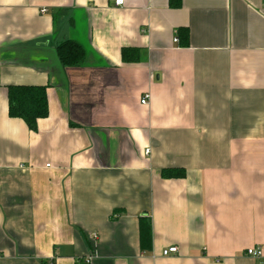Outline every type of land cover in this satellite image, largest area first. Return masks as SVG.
<instances>
[{"label":"crops","instance_id":"crops-1","mask_svg":"<svg viewBox=\"0 0 264 264\" xmlns=\"http://www.w3.org/2000/svg\"><path fill=\"white\" fill-rule=\"evenodd\" d=\"M65 40L82 64H59ZM9 86L46 87L36 132L8 115ZM252 247L264 255L263 0H0V264H261Z\"/></svg>","mask_w":264,"mask_h":264},{"label":"trees","instance_id":"trees-1","mask_svg":"<svg viewBox=\"0 0 264 264\" xmlns=\"http://www.w3.org/2000/svg\"><path fill=\"white\" fill-rule=\"evenodd\" d=\"M264 5V0H263ZM176 38L181 47L188 46V31L185 28L176 30ZM132 49L124 48L121 58L124 63L135 62ZM55 54L62 67H74L82 64L86 59L83 48L73 40H65L58 44ZM8 115L24 122L31 132H36L39 120L48 116V101L46 87L43 86H9L7 88ZM165 179L183 178L182 169H165L161 172ZM140 244L142 249L151 245L150 226L144 221H139Z\"/></svg>","mask_w":264,"mask_h":264},{"label":"built area","instance_id":"built-area-1","mask_svg":"<svg viewBox=\"0 0 264 264\" xmlns=\"http://www.w3.org/2000/svg\"><path fill=\"white\" fill-rule=\"evenodd\" d=\"M124 3V0H114V5L116 7H120L122 6ZM46 10H42L41 13H45ZM178 40L175 39V42H177ZM148 99V95H145L140 103L141 104H145L146 101ZM146 153H148V151H146ZM178 253V249L176 246H172V247H168L166 249H164L162 251V256L166 257V256H169V255H175ZM247 257H251L253 259H256V260H259L261 264H264V261H262V259L264 258V255L262 253V249L260 247H252V248H248L245 250V253H244ZM86 264H89L91 262V258H88L86 261Z\"/></svg>","mask_w":264,"mask_h":264}]
</instances>
